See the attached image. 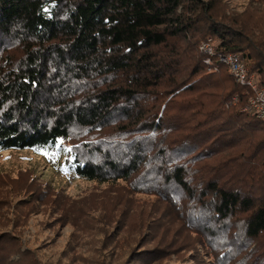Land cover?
Here are the masks:
<instances>
[{
    "label": "trees",
    "instance_id": "trees-1",
    "mask_svg": "<svg viewBox=\"0 0 264 264\" xmlns=\"http://www.w3.org/2000/svg\"><path fill=\"white\" fill-rule=\"evenodd\" d=\"M195 10L206 24L185 65L183 13ZM211 11L202 0H0V152L64 157L79 179L184 203L217 264H264L252 247L264 245V142L246 146L243 171L234 156L214 164L264 123L223 66L208 72L198 44L237 54L262 89L264 54Z\"/></svg>",
    "mask_w": 264,
    "mask_h": 264
},
{
    "label": "rangeland",
    "instance_id": "rangeland-1",
    "mask_svg": "<svg viewBox=\"0 0 264 264\" xmlns=\"http://www.w3.org/2000/svg\"><path fill=\"white\" fill-rule=\"evenodd\" d=\"M202 1L211 5L208 16L216 23L241 31L264 54V0ZM183 15L193 21L178 42L186 65L206 21L196 10ZM257 141L264 142V127L252 132L246 145L238 143L220 154L214 164L229 163L234 156L236 166L241 165L236 171H243L252 161L245 159L246 146ZM66 145L68 154L73 152ZM64 162V157L29 150L0 152V255L8 264H217L208 245L202 248L204 235L194 224L195 215L188 224L184 203L164 202L157 193L131 195L122 184L79 179ZM255 246L264 247L260 242Z\"/></svg>",
    "mask_w": 264,
    "mask_h": 264
},
{
    "label": "built area",
    "instance_id": "built-area-1",
    "mask_svg": "<svg viewBox=\"0 0 264 264\" xmlns=\"http://www.w3.org/2000/svg\"><path fill=\"white\" fill-rule=\"evenodd\" d=\"M218 46L212 38H207L198 45L208 72L216 73L221 66L225 67L233 81L250 92L245 111L264 123V91L258 90L254 78L248 74V69L237 54L219 52Z\"/></svg>",
    "mask_w": 264,
    "mask_h": 264
}]
</instances>
